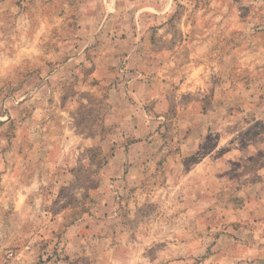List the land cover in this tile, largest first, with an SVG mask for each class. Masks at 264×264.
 Segmentation results:
<instances>
[{"label": "rangeland", "instance_id": "obj_1", "mask_svg": "<svg viewBox=\"0 0 264 264\" xmlns=\"http://www.w3.org/2000/svg\"><path fill=\"white\" fill-rule=\"evenodd\" d=\"M0 264H264V0H0Z\"/></svg>", "mask_w": 264, "mask_h": 264}, {"label": "crops", "instance_id": "obj_2", "mask_svg": "<svg viewBox=\"0 0 264 264\" xmlns=\"http://www.w3.org/2000/svg\"><path fill=\"white\" fill-rule=\"evenodd\" d=\"M115 5H116L115 10L117 11L118 10V4H115ZM105 12H106L105 13V21L100 25L99 29H97V30L101 33L104 32L103 33L104 36L110 35V32H111L112 35L109 37V39L111 40V45L113 44V46L120 45V46L135 47V46H138L142 43V33L137 32L136 28H130L128 26H124L123 31H124L125 35L124 34L120 35L122 29L120 27H118L117 25L115 26V24L109 25L110 23L107 22V21L113 19V13H111L110 10L109 11L107 10ZM154 12L157 13L158 17H159L161 14H166L168 12V9H166V7H165V9H163V10L157 9ZM145 16H147V14ZM155 17H156V15H155ZM111 27H113V29H111ZM132 29H133V31H132ZM142 29H143V27L139 28L140 31ZM106 38L108 39V37H106ZM130 56L140 57V53H137L136 50H134L133 52L130 53Z\"/></svg>", "mask_w": 264, "mask_h": 264}, {"label": "built area", "instance_id": "obj_3", "mask_svg": "<svg viewBox=\"0 0 264 264\" xmlns=\"http://www.w3.org/2000/svg\"><path fill=\"white\" fill-rule=\"evenodd\" d=\"M8 256H9V257H13V256H14V252H13V251H10V252L8 253Z\"/></svg>", "mask_w": 264, "mask_h": 264}]
</instances>
